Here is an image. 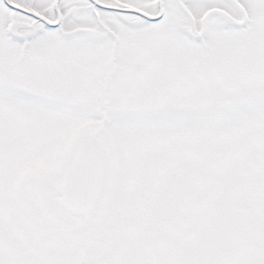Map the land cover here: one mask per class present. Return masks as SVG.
<instances>
[{
	"label": "snow or ice",
	"instance_id": "snow-or-ice-1",
	"mask_svg": "<svg viewBox=\"0 0 264 264\" xmlns=\"http://www.w3.org/2000/svg\"><path fill=\"white\" fill-rule=\"evenodd\" d=\"M0 264H264V0H0Z\"/></svg>",
	"mask_w": 264,
	"mask_h": 264
}]
</instances>
